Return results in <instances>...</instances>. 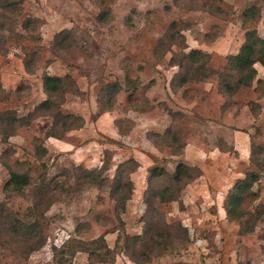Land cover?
<instances>
[{"label": "rangeland", "instance_id": "374dc122", "mask_svg": "<svg viewBox=\"0 0 264 264\" xmlns=\"http://www.w3.org/2000/svg\"><path fill=\"white\" fill-rule=\"evenodd\" d=\"M10 1L0 113L26 122L0 116V264H86L75 247L101 235L114 264H136L130 252L145 264H264V63L245 86L231 60L248 32L263 35L264 0ZM46 75L69 78L53 110L39 107ZM67 114L81 125L66 128ZM179 163L192 177L174 185ZM13 171L29 184L8 186ZM127 175L119 214L115 180ZM17 220L39 222L42 246L12 232ZM126 234L141 236L135 248Z\"/></svg>", "mask_w": 264, "mask_h": 264}, {"label": "trees", "instance_id": "16d2710c", "mask_svg": "<svg viewBox=\"0 0 264 264\" xmlns=\"http://www.w3.org/2000/svg\"><path fill=\"white\" fill-rule=\"evenodd\" d=\"M14 5V1L10 0H0V6L2 8H9ZM204 53L199 50H193L190 55L188 56L192 61L195 60L196 57L203 56ZM231 60L233 63L237 65V68L240 70L241 77L239 79L240 85H251L256 74L257 69L255 67L256 62L264 63V33L263 35H259L256 31H250L246 34V38L244 43L242 44L239 52L231 57ZM191 77L185 76L181 78L182 82H185L186 80L190 79ZM67 77L58 76V75H46L44 78V88L48 94V97L40 104V109H51L53 110L54 105L56 104L60 106V102L55 103L53 101V98H57V96H64L66 88L65 83L67 81ZM259 82L261 79L258 80ZM263 82V81H262ZM6 115L8 119L11 120V123L18 121V124H20L22 121L26 122V119L18 118L16 116H12L10 113H0V116ZM56 118L61 117L60 112H56L54 115ZM65 126L66 128H71L73 126H78L80 123L78 120L80 118L74 116L73 114H67L65 115ZM81 125V124H80ZM254 148L251 150V159H254ZM134 161V160H133ZM133 161H125L122 164L123 165H129ZM135 162V161H134ZM120 164V165H121ZM119 167H122L120 166ZM130 168V167H129ZM121 170V169H120ZM89 174L94 175V172H91ZM154 176V170L151 172V178ZM94 179L98 180L99 176L95 175L92 176ZM192 177L191 167L188 164L179 163L176 167V170L174 174L172 175V183L174 185H183L184 183H187L188 180H190ZM258 179V175L256 173H252L249 176H245L243 179H241L238 182V185L236 187V192L231 194V203L234 206L239 205L240 201V194L245 189L250 188L253 183ZM115 191L113 193V198L116 201V210H118L119 214L121 212H124L127 206V201L131 198L132 192L134 190L133 181L127 176L119 177L115 180ZM30 182V177L26 173L19 174L17 172H11L10 179L8 180V186L15 190H21L24 188L27 184ZM171 187V186H170ZM168 187V191L169 188ZM172 186V190H173ZM10 189V188H9ZM43 193L42 190H40V194ZM45 194H43L44 196ZM167 195H160L161 201H168L169 198L165 197ZM42 196V197H43ZM41 202V197L39 198ZM38 201V204L40 203ZM36 204V207L38 206ZM228 215L233 214V210L231 208L227 209ZM33 214V213H32ZM18 221V225H12L13 233L15 234H22L24 235L23 230L26 229V233H29V236H27V240L30 242L29 247L32 250H35L42 246L44 243V236L42 234V229L40 227V224L38 221H34L33 223L23 222L20 220ZM125 238L128 239V243L132 248H135L137 246L139 240L141 239L140 235L130 236L128 234L125 235ZM179 238V237H178ZM69 245V244H67ZM66 245V246H67ZM94 245H97L96 247ZM78 246H81L80 248H84L86 252H88V261L86 264H100V263H108V264H114L116 261V255L118 252L114 253V248L110 247L107 242L105 235H101L98 238L94 239L93 241L89 243H81L78 244L75 249H77ZM93 246V247H92ZM77 251V250H76ZM75 251V252H76ZM70 256H74V250L72 246L70 245V250L68 251ZM127 255L136 262V264H145L148 263L147 259H140L136 253L130 252ZM57 256V254H56ZM61 260V259H60ZM68 260V259H66Z\"/></svg>", "mask_w": 264, "mask_h": 264}]
</instances>
